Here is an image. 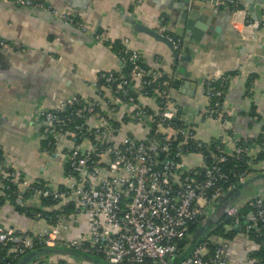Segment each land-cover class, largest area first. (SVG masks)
<instances>
[{
	"label": "built area",
	"instance_id": "1",
	"mask_svg": "<svg viewBox=\"0 0 264 264\" xmlns=\"http://www.w3.org/2000/svg\"><path fill=\"white\" fill-rule=\"evenodd\" d=\"M14 1L51 10L42 0ZM223 2L233 14L239 10L236 0ZM59 17L85 28L73 15ZM253 26L257 28L259 23ZM94 37L111 49L115 46L101 32ZM164 37L175 50L182 49L181 39L170 34ZM120 44V62L128 65L129 72L101 73L93 83L97 91L94 99L74 95L56 109L38 113L43 137L54 147H62L66 163L62 184L29 180L0 162V194L8 191L6 202L19 199L20 206L29 207L31 203L26 201L51 198L58 210L54 216L34 214L48 223L39 232L0 227V245L7 248L6 257L13 254L17 258L39 247H67L97 255L111 264H228L227 242L211 235L174 263L190 243V228L196 226L197 230L211 217L220 198L244 183L257 162V171L264 173V158L254 159L248 146L234 136L221 100L228 77L218 78L219 87L212 86L210 80L206 82V107L196 124L192 111L182 113L172 88L165 86V71L151 73L142 66L129 40ZM73 107V112L65 114ZM208 121L217 123L222 130L215 140L201 138L197 133L198 126ZM216 140L215 149H211ZM261 152L264 154V147ZM230 157L245 161L250 169L235 174V184L224 186L229 177L221 170V164ZM69 205L73 206L72 211H67ZM246 205L252 210V219L244 224L242 232L246 236L252 232L263 235L264 197L249 199ZM227 214L232 225L240 224L237 208L231 207ZM80 215L87 219V233L68 238L66 233ZM182 239L186 244L180 247L178 241ZM212 243L215 246L210 251ZM259 247L257 243L253 251ZM61 259L66 264L79 262L73 254L53 255L50 263L60 264ZM80 260L81 264L88 262Z\"/></svg>",
	"mask_w": 264,
	"mask_h": 264
},
{
	"label": "crops",
	"instance_id": "2",
	"mask_svg": "<svg viewBox=\"0 0 264 264\" xmlns=\"http://www.w3.org/2000/svg\"><path fill=\"white\" fill-rule=\"evenodd\" d=\"M42 1L54 13L33 14L14 0H4L8 6H0V152L6 167L32 181L41 179L56 185L65 181L62 147H54L52 151L42 148L45 137L37 116L42 110L56 109L74 95L94 99L97 91L93 83L99 75L121 70L119 56L106 43L92 37L96 30L114 42L129 40L142 66L151 73L164 70L165 78L177 80L172 89L174 100L182 113L192 111L196 124L206 107V82L228 77L222 102L234 136L247 142L252 156L258 160L264 144V0H236L239 7L236 14L223 0H217L212 20L216 28L210 34L203 31L199 41L191 39L189 61L175 59L166 43L134 28L141 24L162 36H174L168 16L175 0ZM191 4L197 7L208 3L195 0ZM62 14L77 17L85 28L66 25L60 20ZM255 22L259 23L257 28L253 26ZM180 51L184 53L183 46ZM197 133L201 138L215 140L222 130L217 123L208 121L198 126ZM57 159L60 162L56 164ZM258 166L257 162L239 190L223 195L225 200L221 198L218 203V207L221 202L236 206L240 224L252 219L246 201L264 197V173L257 171ZM26 203L31 204L16 208L11 201H5L0 208V227L32 232L48 227L43 218L22 210L51 212L56 209L54 205L46 206L42 199ZM217 215L219 222L212 230L222 226L225 235L232 234L230 238L220 236L228 245V264H256L251 252L257 243L243 232L230 230L231 217L224 221L228 214ZM87 231V219L80 215L66 234L68 238H78ZM52 257V254L41 256L42 262L51 264Z\"/></svg>",
	"mask_w": 264,
	"mask_h": 264
},
{
	"label": "water",
	"instance_id": "3",
	"mask_svg": "<svg viewBox=\"0 0 264 264\" xmlns=\"http://www.w3.org/2000/svg\"><path fill=\"white\" fill-rule=\"evenodd\" d=\"M175 1H176V3L173 6L174 9L171 12V14L168 16V18H169L170 25L172 27H174V36L176 38L179 37L182 40L184 53H182L179 50L178 51L175 50L173 48L172 44L169 41H167V39L164 36H162L160 33L149 30L148 28L144 27L141 24H136L134 28L138 31L141 30V31H144L146 33H149L150 35H152L156 39L166 43L168 45V47L172 50V53H173L172 55L175 59L182 60V61L183 60L189 61L191 58L190 53L192 52V50L190 49L191 39H193L195 41H199V39L202 36L203 31H206L207 33L210 34V32L216 28L212 24V20H213V17L216 16V12L214 10H215L216 5H217V0H199L203 3H208V4H205V6H197V7L196 6L192 7V4H191V2L195 1V0H175ZM17 4L19 6H22L21 8H23V9H25V10L33 13V14L54 13V12H52V10H48V9L31 8L28 6L20 5L19 3H17ZM4 5H6L4 3V0H0V6H4ZM6 6H8V5H6ZM60 20H62V19H60ZM65 24L74 28V26L71 25L70 23L65 22ZM96 32H97V30L95 31V33ZM94 34L92 35V37H94ZM120 64L122 66V63H120ZM183 111H186V110L184 109ZM185 120H187L186 117H185ZM54 156L55 155L52 154V157H54ZM243 184L244 183H242L240 186H242ZM240 186L233 189V191L239 190ZM221 200L224 201L225 200L224 197ZM20 202L21 201L18 199L16 201L12 202V204H15L16 208H19ZM231 207L225 206L221 202L220 206L217 209L218 212L216 211V213L212 217L205 219L207 221L198 228L196 233L193 234L192 240L190 241L187 249L179 255L180 257L179 256L175 257L174 263H178L182 258H184L186 255H188L190 253V251L192 250V248L198 242H200L204 237H206V235L209 232L212 231V228L214 227V225L219 222V216L217 214L226 215L228 210ZM228 220H229V216L224 218L225 222H227ZM245 223L246 222H243V223L238 224V225H232L229 229L234 231V232L240 233L243 231V224H245ZM219 225H220V223H219ZM203 232H204V234H203ZM218 240L223 241V237H219ZM185 244H186L185 239L178 241V245L180 247H182ZM48 254H50V255L51 254L52 255H73L74 253L71 251L70 248H67V247H55V248L39 247V248H36L32 251L25 253L19 259L17 264H27L31 261L38 259L41 256L48 255ZM84 259L87 260L88 262H90L91 264H111V263H107L105 261H98V260L88 258V257H84Z\"/></svg>",
	"mask_w": 264,
	"mask_h": 264
},
{
	"label": "trees",
	"instance_id": "4",
	"mask_svg": "<svg viewBox=\"0 0 264 264\" xmlns=\"http://www.w3.org/2000/svg\"><path fill=\"white\" fill-rule=\"evenodd\" d=\"M114 43H115V46L112 47V51H114L118 55V51H119V49L121 47V44H120L119 41H115ZM121 71H122V73L129 72L128 65L125 64V63H123V65L121 67ZM162 80L165 81V83H166L165 86L166 87H170V88L173 89V88H175L177 86V80L167 79L165 77H164V79L162 78ZM210 81H211V85L212 86H217V87H219V84L221 82L220 79H212ZM226 83H227V81L225 82L224 85H226ZM205 91H206V86H205ZM121 95L124 96L126 94L122 93ZM221 100H223V97H221ZM76 107H73L72 109H67L65 111V114H69V113L73 112L74 109H76ZM216 143H217V140L213 143L211 149H215V144ZM239 143H242V144L248 146L247 142L239 141ZM261 144H262V142H261ZM262 146L264 147V144H262ZM42 148H44V149L46 148V149H48V151L49 150L52 151L54 149V145H53V143L49 142V139H46L45 138L42 141ZM261 158L262 159L264 158V154H263V152L260 151V152H258V159H261ZM1 161H2V157H1V152H0V162ZM249 169L250 168H249V166L247 164H245V161H240V160H237V159L232 158V157L228 158L224 163L221 164V170L223 172H225L228 175V177H229L228 182L225 183L224 186L228 185L229 183H234L235 184L236 183V179L234 178V175L235 174H238V173H241L244 170H249ZM42 183H43V181H42ZM239 186H236V188L239 187ZM60 188L63 191L65 190L64 186H60ZM1 191H2V189H0V192ZM231 191H233V190H231ZM231 191H229V192H231ZM3 192H4V195H1L0 194V208L3 206V204L6 201V196H7L8 191H3ZM42 201H43V204H45L46 206H50V205L53 206V205H55V201H53L51 198H43ZM72 210H73V206L72 205H69V207H67V211H72ZM22 211H25L29 215H34V214L40 212L44 216H54L57 213L58 210L54 209L51 212H47V211H44L42 209H35V210H32V209H24ZM195 227L196 226L191 227L190 228V232L196 230ZM210 234H211V236H215V237L224 236L226 238H230L232 236V234H226L225 235L222 226L216 227L214 230L211 231ZM248 237L251 240H253L254 242L259 243V245H260V247H259V249L257 251L251 252V257L253 259H256V264H264V234L257 236L255 232H252V233L249 234ZM214 246L215 245L213 243L209 245L210 251H213ZM6 250H7V248H5V247H3V246L0 245V264H16L17 261H18V258L17 257H14L13 254L11 256H9V257H6L7 256ZM71 251L74 253V257L76 259H79V258L80 259H83L84 257H88V258H92V259H95V260H98V261H103L97 255H93V254H90V253H84V252H82L80 250H77V249H74V248L71 249ZM182 252L183 251H181L180 253H182ZM180 253L177 256H179ZM40 259H41V261L40 262L36 261L35 264H44L42 262V259L43 258L40 257ZM60 264H66L65 259H61L60 260ZM74 264H81V263L75 262Z\"/></svg>",
	"mask_w": 264,
	"mask_h": 264
},
{
	"label": "rangeland",
	"instance_id": "5",
	"mask_svg": "<svg viewBox=\"0 0 264 264\" xmlns=\"http://www.w3.org/2000/svg\"><path fill=\"white\" fill-rule=\"evenodd\" d=\"M60 158H61V157H60ZM56 162H60V160L57 159L56 161H54V163H56ZM56 164H57V163H56ZM232 207L237 208L236 206H232ZM206 221H207V220L203 221V223H202L201 225H203ZM201 225H200V226H201ZM200 226H199V227H200ZM199 227H198V228H199ZM197 230H198V229H197ZM197 230L192 231V232L189 234V236H187V237L189 238V242L192 240L193 234L196 233ZM203 234H204V232H203ZM206 234H207V233H206ZM209 234H210V232L206 235V237H207ZM204 238H205V237H204ZM184 249H187V248H184Z\"/></svg>",
	"mask_w": 264,
	"mask_h": 264
}]
</instances>
